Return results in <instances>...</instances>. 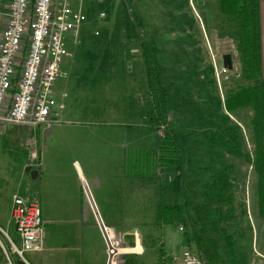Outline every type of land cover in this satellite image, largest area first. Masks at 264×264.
I'll use <instances>...</instances> for the list:
<instances>
[{"label":"rangeland","instance_id":"obj_1","mask_svg":"<svg viewBox=\"0 0 264 264\" xmlns=\"http://www.w3.org/2000/svg\"><path fill=\"white\" fill-rule=\"evenodd\" d=\"M72 9L81 10L87 21L76 41L66 36L70 56L61 64L62 76L54 87L65 109L56 107L57 123L49 131L9 125L2 135L0 226L12 236L13 198L33 197L38 161L33 152L39 156L47 144L58 143L55 139L78 136L96 169L113 164L124 152L128 169L136 174V236L130 242L135 246L127 248L117 237L124 250L113 249L125 254L122 264H172L185 250L202 256L205 264H264V218L251 162L252 112L230 114L225 108L230 92L251 85L243 77L237 22L222 13L220 0H73ZM224 55L232 56V71L225 70ZM151 109L164 112L160 129L145 117ZM236 128L241 132L239 149L251 161L221 147L209 152L210 134H238ZM166 133L174 136L185 157L190 205L182 220L152 225L160 203L170 207L185 202L172 192L173 170L157 158L149 170L138 161L139 155L156 153ZM222 165L233 168L232 203L209 205L204 186L212 174L202 169L217 171ZM25 258L37 264L40 257L27 253Z\"/></svg>","mask_w":264,"mask_h":264},{"label":"built area","instance_id":"obj_2","mask_svg":"<svg viewBox=\"0 0 264 264\" xmlns=\"http://www.w3.org/2000/svg\"><path fill=\"white\" fill-rule=\"evenodd\" d=\"M73 0H0V135L9 125L34 129L53 125L58 105L54 87L62 76L61 64L70 56L67 35L75 41L87 18L72 9ZM104 18L105 14H101ZM99 35V33H96ZM59 109H64L60 105ZM33 157L38 158L34 152ZM18 241L0 226V264H30L27 253L44 249L45 227L37 199L15 196L11 209ZM105 229L107 264H122L125 254L117 237ZM172 264H205L197 253L185 250Z\"/></svg>","mask_w":264,"mask_h":264},{"label":"crops","instance_id":"obj_3","mask_svg":"<svg viewBox=\"0 0 264 264\" xmlns=\"http://www.w3.org/2000/svg\"><path fill=\"white\" fill-rule=\"evenodd\" d=\"M259 12L264 85V0H259ZM93 43L103 45L102 42ZM54 93L56 99V91ZM53 113L52 121L57 123L56 109ZM55 140L58 143L47 144L33 166V197L24 196L27 200L37 199L41 204L45 239L37 264H107L105 229L112 232L111 240L116 236L127 248H132L130 242L133 243L136 236L135 176L124 170L128 169L124 152L113 164L96 169L82 138L67 136ZM11 209L12 204L10 217ZM156 212L151 219L152 225L157 222ZM9 226L12 237L18 241L12 220Z\"/></svg>","mask_w":264,"mask_h":264},{"label":"trees","instance_id":"obj_4","mask_svg":"<svg viewBox=\"0 0 264 264\" xmlns=\"http://www.w3.org/2000/svg\"><path fill=\"white\" fill-rule=\"evenodd\" d=\"M222 13L237 22V42L243 66V77L251 83L250 86L240 88L235 92H230L225 102V108L230 114L238 110L249 109L252 112L251 129L254 141V161H251L249 154H242L239 149L240 129L236 128L238 134H228V132H213L208 136L209 152L213 153L216 147L226 150L228 155L236 157L243 156L252 162V167L257 176V195L259 203V214L264 218V85L262 84V64H261V36H260V12L259 0H220ZM157 85L160 86V78H156ZM217 110L222 109L221 100L218 99ZM162 113L155 110L146 112V119L154 129H160L165 123ZM225 120L230 122L228 116ZM214 126V124H212ZM229 135V136H228ZM138 158L141 166L146 170L152 167L153 159L158 160L160 165L174 171L175 176L172 182V192L185 200L182 206H166L160 203L157 207L156 220L158 225H168L173 218L182 220L185 218L186 209L189 207L190 199L185 189V164L186 160L183 152L176 143L174 136L166 133L159 150L152 153L147 158L143 155ZM138 177L142 180V171L136 165ZM126 171L129 169L125 168ZM139 170V171H138ZM212 174V181L204 186L205 196L208 204L224 205L232 203L230 191L234 188L235 182L231 179L233 168L222 165L215 171L213 168L202 169ZM131 174H134L129 170ZM136 175V174H134ZM135 244H132V248ZM19 264H22L19 261Z\"/></svg>","mask_w":264,"mask_h":264},{"label":"water","instance_id":"obj_5","mask_svg":"<svg viewBox=\"0 0 264 264\" xmlns=\"http://www.w3.org/2000/svg\"><path fill=\"white\" fill-rule=\"evenodd\" d=\"M231 55H224L223 56V64L225 70L228 69L229 71H232L234 68L233 60L231 59Z\"/></svg>","mask_w":264,"mask_h":264}]
</instances>
